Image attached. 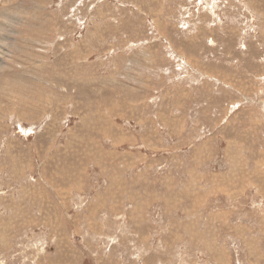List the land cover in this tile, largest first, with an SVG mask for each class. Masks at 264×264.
<instances>
[{
  "label": "rangeland",
  "instance_id": "rangeland-1",
  "mask_svg": "<svg viewBox=\"0 0 264 264\" xmlns=\"http://www.w3.org/2000/svg\"><path fill=\"white\" fill-rule=\"evenodd\" d=\"M0 264H264V0H0Z\"/></svg>",
  "mask_w": 264,
  "mask_h": 264
}]
</instances>
